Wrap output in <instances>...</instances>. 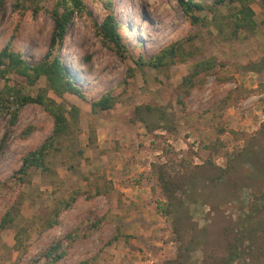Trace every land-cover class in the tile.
Here are the masks:
<instances>
[{"label":"rangeland","instance_id":"374dc122","mask_svg":"<svg viewBox=\"0 0 264 264\" xmlns=\"http://www.w3.org/2000/svg\"><path fill=\"white\" fill-rule=\"evenodd\" d=\"M52 1L5 0L0 50L8 42L26 64L39 61ZM81 1L57 53L85 99L0 64L3 96L45 88L69 123L46 169L22 173L51 118L39 105L2 100L0 220L8 211L10 221L0 228V264H207L224 257L244 216L236 264H264V0H248L252 22L242 28L232 25L238 3L201 0L192 22L175 0H113L121 57L94 31L101 0ZM103 92L111 107L91 109ZM137 105L153 108L144 122ZM53 242L57 260L45 255Z\"/></svg>","mask_w":264,"mask_h":264},{"label":"trees","instance_id":"16d2710c","mask_svg":"<svg viewBox=\"0 0 264 264\" xmlns=\"http://www.w3.org/2000/svg\"><path fill=\"white\" fill-rule=\"evenodd\" d=\"M178 6L181 8L183 14L189 18L190 21L196 22L198 15L195 13L204 10L205 4L199 0H175ZM5 0H0V6L4 4ZM238 3V8L231 14L234 21L232 25L236 28H242L249 26L252 22L251 15L252 11L248 7V0H213V4L222 3ZM102 7L104 9V15L98 25L94 26L96 35L102 40L103 43L109 44L113 49L114 53L121 57L124 51V46L120 41V36L117 32L118 23L113 12V0H101ZM16 6V4H15ZM51 10L48 12L53 20V30L49 38L48 46L43 57L31 64H26L18 53H13L9 49V43L7 42L0 50V64L3 61L7 64L8 69L13 70L17 75L24 77L25 81L32 84L39 76H44L46 85L55 95H60L64 92L74 94L81 99H85V94L81 91L80 87L77 86L73 77L66 70L64 64L58 56V49L63 39V35L66 31L67 25L70 22L74 14H80L83 12L84 6L81 0H53ZM59 10V11H58ZM34 12V10H33ZM160 57L152 58L151 63L153 66L160 64ZM264 62V58L260 60V63ZM191 73L190 76H192ZM190 76L183 77V83H190ZM45 88H39L34 95L21 94L18 91L3 96L0 92V108L2 100L14 99L17 105L32 104L39 105L42 110L48 114L51 118L52 128L50 133L41 141V143L34 149L27 152L22 158L21 168L19 169L22 173L25 169L30 166L37 167L41 170L46 169L44 164V157L48 151L55 149L54 142L56 138L62 136L69 130V123L66 118V110L61 103H56L53 99L46 95ZM189 87L185 88L183 94H187ZM178 100H182L181 97ZM113 103L112 96L108 92H103L99 97L93 99L90 102L91 109L106 110L111 107ZM153 108L150 105H137L134 107V114L137 115L140 121H143L142 114L148 113ZM142 110H145L144 112ZM160 111V110H158ZM14 117V114L12 115ZM160 176L161 187L166 189L167 183L162 180ZM247 218V219H246ZM10 221L8 211L4 213L0 220V228H4L5 224ZM248 217L244 216L243 225L246 226ZM54 220H47V225H54ZM245 226L236 231V238L227 244L224 257L210 258L207 264H236L241 259L243 260L242 253L244 252L243 247V234L245 232ZM116 238V237H115ZM114 239V238H112ZM59 249V245L55 242L51 243L48 249L45 251L46 258L49 260H57L62 257V253ZM203 259V263H204Z\"/></svg>","mask_w":264,"mask_h":264},{"label":"crops","instance_id":"0c3cea01","mask_svg":"<svg viewBox=\"0 0 264 264\" xmlns=\"http://www.w3.org/2000/svg\"><path fill=\"white\" fill-rule=\"evenodd\" d=\"M120 190H121V188H120ZM122 190L125 191V195H126V193H129L128 196H129L131 199H133L132 196H131V192H132V190H131L130 188L126 187V188H124V189L122 188Z\"/></svg>","mask_w":264,"mask_h":264}]
</instances>
